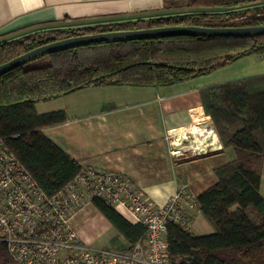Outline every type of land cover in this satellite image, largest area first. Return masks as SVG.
Wrapping results in <instances>:
<instances>
[{
    "label": "trees",
    "instance_id": "16d2710c",
    "mask_svg": "<svg viewBox=\"0 0 264 264\" xmlns=\"http://www.w3.org/2000/svg\"><path fill=\"white\" fill-rule=\"evenodd\" d=\"M205 10L93 26L26 32L0 42V64L43 43L95 32L175 24L247 26L264 24V0H192ZM264 55V35L157 36L103 41L46 55L49 63L17 66L0 75V138L38 185L52 195L82 170L42 131L67 120L63 110L38 113L35 103L103 85L164 86L204 75L247 54ZM204 110L235 158L216 168L217 182L197 197L216 231L195 234L168 222L171 264H264V74L201 91ZM93 205L130 245L146 226L131 223L104 199ZM0 264H15L0 242Z\"/></svg>",
    "mask_w": 264,
    "mask_h": 264
},
{
    "label": "crops",
    "instance_id": "0c3cea01",
    "mask_svg": "<svg viewBox=\"0 0 264 264\" xmlns=\"http://www.w3.org/2000/svg\"><path fill=\"white\" fill-rule=\"evenodd\" d=\"M191 1L0 0V42L34 30L78 28L208 9ZM261 74H264V55L253 53L172 85L90 86L36 102L35 109L38 113L56 110L66 113V121L44 127L42 131L82 168L123 174L156 203L165 204L180 189L197 199L217 182L216 168L235 158L234 150L223 146L214 124L216 136L203 134V139L196 138L191 145L177 147L179 134L199 135L203 125L212 121L204 110L201 91ZM174 149L182 154L175 156ZM260 192L264 197V165ZM183 200L182 207L190 216V230L201 235L214 233V225L198 204L190 207ZM114 209L134 223L125 208ZM88 212L95 219L92 223ZM72 224L81 240L92 248L98 234L108 230L112 231L111 241L108 247L101 248L122 252L129 249L128 241L92 200L74 213Z\"/></svg>",
    "mask_w": 264,
    "mask_h": 264
},
{
    "label": "built area",
    "instance_id": "2783aa9c",
    "mask_svg": "<svg viewBox=\"0 0 264 264\" xmlns=\"http://www.w3.org/2000/svg\"><path fill=\"white\" fill-rule=\"evenodd\" d=\"M172 153L182 154L177 149ZM94 197L125 208L134 223L146 226L145 237L124 252L83 242L72 217ZM182 200L190 207L197 205L185 189L158 204L125 175L93 167L82 168L71 182L48 195L0 138V242L15 264H171L168 222L187 230L191 226Z\"/></svg>",
    "mask_w": 264,
    "mask_h": 264
},
{
    "label": "water",
    "instance_id": "95a60500",
    "mask_svg": "<svg viewBox=\"0 0 264 264\" xmlns=\"http://www.w3.org/2000/svg\"><path fill=\"white\" fill-rule=\"evenodd\" d=\"M178 35L252 37L264 35V24L247 26H206L197 24H175L157 27L109 30L90 34H79L43 43L23 54H20L4 63H1L0 75L17 66L24 65L35 59L67 48H74L103 41H121L157 36ZM212 126V121L203 125V129L201 130V134L199 135L195 134L194 132L186 135L179 134L177 137V147H184L186 144L191 145L194 140H197L196 138H198V140L203 139V134H210L212 132Z\"/></svg>",
    "mask_w": 264,
    "mask_h": 264
},
{
    "label": "rangeland",
    "instance_id": "374dc122",
    "mask_svg": "<svg viewBox=\"0 0 264 264\" xmlns=\"http://www.w3.org/2000/svg\"><path fill=\"white\" fill-rule=\"evenodd\" d=\"M47 63H49V59L46 56H43L41 58L26 63L25 66L29 68V67L45 65ZM90 215H91L90 212H88L89 220L92 223L94 222L95 219H93V217ZM111 238H112V231L104 230L103 232L98 234L96 242L95 244H93L94 248L108 247V242L111 241ZM111 244L114 245V240L111 242Z\"/></svg>",
    "mask_w": 264,
    "mask_h": 264
},
{
    "label": "bare ground",
    "instance_id": "6f19581e",
    "mask_svg": "<svg viewBox=\"0 0 264 264\" xmlns=\"http://www.w3.org/2000/svg\"><path fill=\"white\" fill-rule=\"evenodd\" d=\"M211 135L214 134L215 135V131L212 130V132L210 133ZM216 136V135H215ZM201 149V148H200Z\"/></svg>",
    "mask_w": 264,
    "mask_h": 264
}]
</instances>
